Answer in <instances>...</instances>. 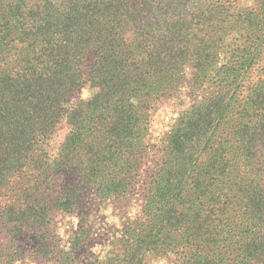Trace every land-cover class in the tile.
<instances>
[{
    "label": "trees",
    "instance_id": "trees-1",
    "mask_svg": "<svg viewBox=\"0 0 264 264\" xmlns=\"http://www.w3.org/2000/svg\"><path fill=\"white\" fill-rule=\"evenodd\" d=\"M263 61L264 0H0L8 232L75 212L83 245L92 208L140 192L85 264H264ZM183 88L193 103L152 144L156 104Z\"/></svg>",
    "mask_w": 264,
    "mask_h": 264
},
{
    "label": "rangeland",
    "instance_id": "rangeland-1",
    "mask_svg": "<svg viewBox=\"0 0 264 264\" xmlns=\"http://www.w3.org/2000/svg\"><path fill=\"white\" fill-rule=\"evenodd\" d=\"M241 2L249 4L252 0H241ZM94 93L95 89L86 85L79 90L74 101L88 98ZM192 103L193 99L186 88L160 100L153 111L150 142L159 146L163 145V140L176 118ZM66 133L67 126L62 124L56 133L55 143L61 142ZM149 153L152 161L155 160L152 148ZM152 161L149 162L151 171L157 167L155 161ZM139 195L109 200L101 207L92 208V214L87 219L92 230L89 227L83 245L82 233L76 235L81 224L78 213L55 211L49 215L48 225L34 231L25 230L20 236L8 232L5 226L6 221L1 219L0 215V264H58V262L85 264L89 261L82 256H94V258L99 256L100 259H104L115 247L116 239L122 233L125 223L141 210L142 199ZM4 202L0 203V210ZM79 235L80 237L74 241V238ZM82 250H85V253H82ZM148 264H166V259H154Z\"/></svg>",
    "mask_w": 264,
    "mask_h": 264
}]
</instances>
